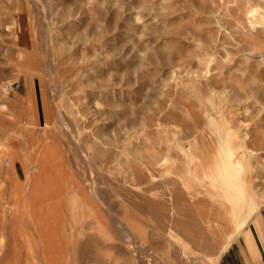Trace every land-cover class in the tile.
<instances>
[{
	"label": "rangeland",
	"instance_id": "1",
	"mask_svg": "<svg viewBox=\"0 0 264 264\" xmlns=\"http://www.w3.org/2000/svg\"><path fill=\"white\" fill-rule=\"evenodd\" d=\"M0 146V264H217L264 218V0H0Z\"/></svg>",
	"mask_w": 264,
	"mask_h": 264
},
{
	"label": "bare ground",
	"instance_id": "2",
	"mask_svg": "<svg viewBox=\"0 0 264 264\" xmlns=\"http://www.w3.org/2000/svg\"><path fill=\"white\" fill-rule=\"evenodd\" d=\"M263 19V18H262ZM245 139L240 143L242 147H245L246 151L248 153H250V157L255 158L256 156V152L254 149H252L251 147L247 146L246 145V138H248L249 134L245 131ZM2 151V148L0 146V153ZM47 155V154H46ZM45 157V156H44ZM237 162L238 164H245L246 162H244L245 159L237 156ZM47 158V157H46ZM5 161H8L10 163H13V158L12 157H7L5 159ZM42 162V161H41ZM236 162V163H237ZM45 163V161H44ZM166 162L164 161L163 164H165ZM42 164V167H43V162L41 163ZM199 164H203L202 162V159L200 160ZM237 164V165H238ZM231 165V164H230ZM46 166V165H45ZM44 166V168H45ZM236 166V165H235ZM247 166V164H246ZM228 169V168H227ZM47 170V169H46ZM238 170V169H237ZM245 170V169H244ZM48 171V170H47ZM229 171V170H228ZM241 171V170H240ZM43 172V171H42ZM231 172V171H230ZM206 171H203V176L199 174V171L198 170H195L194 171V174H195V177L197 179H203L205 176H206ZM39 174V173H38ZM43 174V173H42ZM41 176V175H40ZM232 176V175H231ZM42 177V176H41ZM207 177V176H206ZM233 177V176H232ZM231 177V178H232ZM209 178V177H208ZM237 178V177H236ZM258 178L259 177H255V176H252L251 175V172L248 168H246V171H245V175L242 177V180H243V183L241 184L240 188H239V191L242 192V194L247 198V202L249 203V205L251 204V202L254 200L256 201L257 203L260 202V196L258 194V192L256 191V183L258 181ZM32 179V178H31ZM35 179V178H34ZM211 179V178H210ZM233 180H235L234 178H232ZM37 180V179H36ZM35 180V181H36ZM219 181V180H218ZM236 181V180H235ZM204 182V181H203ZM205 183V182H204ZM212 183V182H211ZM216 183V182H215ZM213 184V183H212ZM218 184V183H217ZM237 184V183H236ZM239 184V183H238ZM237 184V185H238ZM215 185V184H214ZM228 185V184H227ZM78 186V185H77ZM204 186V185H202ZM23 186H17V191L19 193H17V198H19V200H23L24 199V189L22 188ZM76 187V186H75ZM226 187V186H225ZM230 187V186H229ZM236 187V186H235ZM70 190L69 191H72L74 189L73 186L69 187ZM200 186H193L191 187L190 191H186L185 194L184 193H181L182 191H178L175 188H173V197H179L180 199H184L185 201H189L191 204H187L190 208L195 206V205H198V204H202V203H205V199L203 200V198H199V194H198V190H199ZM55 189L59 190L57 192V198H59V201L58 202H55L54 203V206L52 208V213L54 215H57L59 214V212L61 211L60 210V205L63 204V201L64 199L68 198L69 196V192L67 189H65V187H61V186H55ZM213 192L212 194L214 195V197H216V200L218 203H214L213 200H211L213 203V205L215 206L216 208V211L217 213L219 212H225L227 215H229V217H233L235 216L238 212L236 211L235 208H233L230 204V200H229V197H230V192H228L226 189L222 188V187H214L212 188ZM82 188L79 190V192H82ZM56 198V197H55ZM233 200V199H232ZM206 203L209 204V202L206 201ZM210 203V204H211ZM260 205H257L254 212H258L260 210ZM185 209V212L187 211V207H184ZM60 210V211H59ZM66 211V210H64ZM253 211V210H252ZM250 215V213H249ZM201 218H204L206 217L205 215H200ZM198 220L200 219V217L198 216L197 218ZM9 221H11L13 223L10 224ZM12 229L13 231H15L17 234L19 235H22L26 232L27 228H26V224H25V219L23 218V210L19 207L18 209H16L11 216H8L7 214V211L4 210H1L0 211V234H3L5 233L8 229ZM60 228V231L63 230L62 227H59ZM241 232V229L236 232L235 234L231 235L227 244L224 246L223 250L221 251V253H223L227 248L228 246L234 241V239L240 234ZM111 255V254H110ZM21 257V255H20ZM2 259V258H1ZM0 259V260H1ZM3 260V259H2Z\"/></svg>",
	"mask_w": 264,
	"mask_h": 264
},
{
	"label": "crops",
	"instance_id": "3",
	"mask_svg": "<svg viewBox=\"0 0 264 264\" xmlns=\"http://www.w3.org/2000/svg\"><path fill=\"white\" fill-rule=\"evenodd\" d=\"M217 264H264V218L242 230Z\"/></svg>",
	"mask_w": 264,
	"mask_h": 264
}]
</instances>
